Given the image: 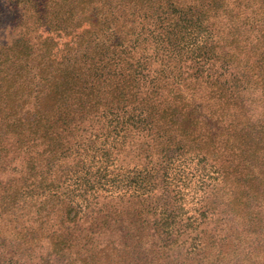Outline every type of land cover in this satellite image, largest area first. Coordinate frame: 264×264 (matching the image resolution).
<instances>
[{"label":"trees","instance_id":"obj_1","mask_svg":"<svg viewBox=\"0 0 264 264\" xmlns=\"http://www.w3.org/2000/svg\"><path fill=\"white\" fill-rule=\"evenodd\" d=\"M57 1L33 57L26 31L0 48V264H240L264 0Z\"/></svg>","mask_w":264,"mask_h":264},{"label":"rangeland","instance_id":"obj_2","mask_svg":"<svg viewBox=\"0 0 264 264\" xmlns=\"http://www.w3.org/2000/svg\"><path fill=\"white\" fill-rule=\"evenodd\" d=\"M16 1L17 0H0V48L2 44L9 43L12 38L19 36L21 31H26L25 38L30 40L29 43L32 46L31 50L33 51V57L39 49L40 40H38V34L41 27L37 28L32 25V17L36 14V11L38 14H43L47 11L49 13L55 7L56 11H59V14H62L65 8L63 6L59 8V6L55 4L59 3L57 0H41L37 2V10L32 11L28 8V5L17 6ZM42 1H44V3L40 5ZM68 21L71 25H74L77 21V15L74 11L71 13V18H69ZM53 36L55 35L53 34ZM252 80H254V82H258L254 76L252 77L251 82ZM254 96H257V99L253 103V108L256 109V112H259L262 110L264 105V87L259 85V83L254 84ZM208 181H210V179H208ZM216 186L220 187L221 185L219 184ZM186 188L187 189H185V191L188 192L190 187ZM209 188H211V186ZM186 206V208H189L188 204H186ZM257 230L258 233L253 235L258 236L256 239L257 242L254 243L252 247L247 248V251H250L253 256L251 254L246 257H244L245 255H241L244 259L241 260L240 264H264V225L258 227ZM244 244L247 245L248 243ZM241 245H243V243ZM247 258H249V260H247Z\"/></svg>","mask_w":264,"mask_h":264}]
</instances>
